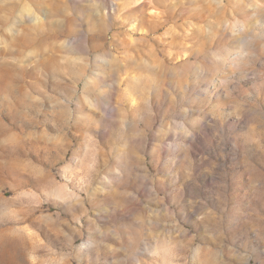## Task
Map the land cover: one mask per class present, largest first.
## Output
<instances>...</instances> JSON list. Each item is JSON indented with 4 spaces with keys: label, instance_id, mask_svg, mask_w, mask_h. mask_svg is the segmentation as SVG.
<instances>
[{
    "label": "rangeland",
    "instance_id": "374dc122",
    "mask_svg": "<svg viewBox=\"0 0 264 264\" xmlns=\"http://www.w3.org/2000/svg\"><path fill=\"white\" fill-rule=\"evenodd\" d=\"M0 264H264V0H10Z\"/></svg>",
    "mask_w": 264,
    "mask_h": 264
},
{
    "label": "bare ground",
    "instance_id": "6f19581e",
    "mask_svg": "<svg viewBox=\"0 0 264 264\" xmlns=\"http://www.w3.org/2000/svg\"><path fill=\"white\" fill-rule=\"evenodd\" d=\"M16 5L10 0H0V10H6L7 12L13 11Z\"/></svg>",
    "mask_w": 264,
    "mask_h": 264
}]
</instances>
